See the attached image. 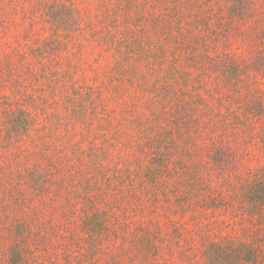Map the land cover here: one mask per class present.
<instances>
[{"label":"trees","instance_id":"obj_1","mask_svg":"<svg viewBox=\"0 0 264 264\" xmlns=\"http://www.w3.org/2000/svg\"><path fill=\"white\" fill-rule=\"evenodd\" d=\"M0 27V264H264V0H0Z\"/></svg>","mask_w":264,"mask_h":264},{"label":"rangeland","instance_id":"obj_2","mask_svg":"<svg viewBox=\"0 0 264 264\" xmlns=\"http://www.w3.org/2000/svg\"><path fill=\"white\" fill-rule=\"evenodd\" d=\"M16 36V34H15ZM12 41L7 33L6 30H2V28L0 27V48L1 49H6L7 46L9 45V42ZM86 51H88L87 48H85ZM100 59V58H99ZM95 61L98 62L99 65H92L91 70L88 72L89 76H92L94 73V67H98L100 66V68L105 65L107 63V61L105 60H97L95 59ZM262 90L264 92V84L262 85ZM109 108H112L111 106H109ZM255 164H257V162H254ZM254 164V165H255ZM201 217V216H200ZM199 217V219H200ZM202 218H205L201 221H204L203 223H207L209 226H216V231L219 235H224L226 236L227 234L233 236H241L242 235V223L239 221V218H236L232 215L226 214V213H221V215L219 214H214V212H210L208 209L206 211V215L202 216ZM177 219V223L184 221L189 228L193 227L192 226V219L191 218H176ZM212 222V223H211Z\"/></svg>","mask_w":264,"mask_h":264}]
</instances>
